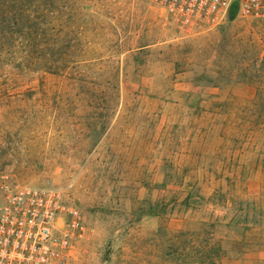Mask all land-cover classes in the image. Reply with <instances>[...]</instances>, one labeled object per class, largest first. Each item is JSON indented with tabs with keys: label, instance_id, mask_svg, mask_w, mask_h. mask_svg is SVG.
<instances>
[{
	"label": "rangeland",
	"instance_id": "rangeland-1",
	"mask_svg": "<svg viewBox=\"0 0 264 264\" xmlns=\"http://www.w3.org/2000/svg\"><path fill=\"white\" fill-rule=\"evenodd\" d=\"M2 3L35 52L0 54V201L50 181L78 207L64 264H264V18Z\"/></svg>",
	"mask_w": 264,
	"mask_h": 264
},
{
	"label": "built area",
	"instance_id": "built-area-1",
	"mask_svg": "<svg viewBox=\"0 0 264 264\" xmlns=\"http://www.w3.org/2000/svg\"><path fill=\"white\" fill-rule=\"evenodd\" d=\"M183 34L236 13L264 18V0H147ZM85 230L83 212L64 201L50 181L3 186L0 264H64Z\"/></svg>",
	"mask_w": 264,
	"mask_h": 264
},
{
	"label": "trees",
	"instance_id": "trees-1",
	"mask_svg": "<svg viewBox=\"0 0 264 264\" xmlns=\"http://www.w3.org/2000/svg\"><path fill=\"white\" fill-rule=\"evenodd\" d=\"M3 0H0V54L3 52L14 54L12 47L23 48L24 53L31 56L35 52L33 45H31L30 32L23 33L17 29L18 20L9 9L3 5ZM30 18V17H29ZM18 44L15 45L14 44ZM42 66H46L43 64ZM50 67H58L56 64L49 65Z\"/></svg>",
	"mask_w": 264,
	"mask_h": 264
}]
</instances>
